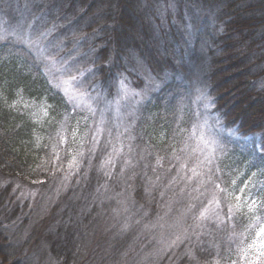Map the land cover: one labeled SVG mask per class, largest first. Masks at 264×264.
Listing matches in <instances>:
<instances>
[{"label": "trees", "instance_id": "obj_1", "mask_svg": "<svg viewBox=\"0 0 264 264\" xmlns=\"http://www.w3.org/2000/svg\"><path fill=\"white\" fill-rule=\"evenodd\" d=\"M0 30V264H33L39 239L55 264H75L91 186L102 173L116 181L117 153L131 157L137 201L144 187L155 196L176 162L190 176L189 208L212 192L218 218L195 258L176 264H264L245 245L264 225V155L251 148L264 141V0H0ZM62 75L101 93L119 78L150 84L113 128L97 114L109 117L105 107L71 104ZM95 125L108 134L91 143ZM99 160L105 170L93 168ZM66 176L44 217L12 189L48 196Z\"/></svg>", "mask_w": 264, "mask_h": 264}, {"label": "rangeland", "instance_id": "obj_2", "mask_svg": "<svg viewBox=\"0 0 264 264\" xmlns=\"http://www.w3.org/2000/svg\"><path fill=\"white\" fill-rule=\"evenodd\" d=\"M77 80L79 78L76 76L68 78L62 75L58 77L57 83L72 105L91 107L97 104L101 108L105 107L109 117L103 109L97 114L113 128L123 126L127 122L128 115L134 112L132 106L146 90L145 83L150 84L146 79L140 88H134L131 82L119 78L112 92L101 93L98 90L83 89L77 84ZM95 134V140L91 143L101 140V137L108 133L95 125ZM111 142L110 140L109 143ZM129 160L131 157L128 154L123 156L117 153L114 156L118 168L116 181L108 183L102 173V178L91 186L96 203L93 208L94 215L90 228L84 234L82 249L76 254L75 264H176L192 260L196 255L194 245L198 243L199 233L205 229L207 221L214 223L218 218L217 203L212 192H207L195 208H189L187 187L190 185L184 187V181L190 176L184 171L182 162H176L168 172L170 174L167 179L155 190L157 196L148 194L144 187L137 201L136 195H131L127 189L128 167L124 164ZM91 161L92 157L85 162ZM100 162L95 161L93 168L102 170ZM4 183L6 180L0 177V187ZM68 184L67 176L57 179L52 186L54 190L48 196L43 195L42 190L31 188L29 185L13 183L12 189L17 196L26 198L29 204L41 212L40 217H44L49 210L48 203L53 202L59 193L66 190ZM242 189L238 196L244 194ZM247 195L244 194V197L247 198ZM201 212H204L203 217ZM261 227L254 230L245 244L249 249L253 248L248 254H252L253 258L264 257V234H260ZM28 229L29 226H23L20 235L26 236ZM32 257L33 264L40 261L55 264L44 240L39 239L37 252Z\"/></svg>", "mask_w": 264, "mask_h": 264}, {"label": "snow or ice", "instance_id": "obj_3", "mask_svg": "<svg viewBox=\"0 0 264 264\" xmlns=\"http://www.w3.org/2000/svg\"><path fill=\"white\" fill-rule=\"evenodd\" d=\"M45 33H41V36H44ZM31 42V41H30ZM52 59L54 60L55 58L52 57ZM74 79V78H73ZM251 148H252V151L255 153V152H259L261 153L262 155H264V141H261V140H256V141H252L251 142ZM261 174H264V171H262ZM255 175V173L253 174ZM217 187L219 188V185H217ZM247 187V185H246ZM243 191V189L241 190ZM236 199L239 201L241 198L239 196L236 197ZM238 206V205H237ZM231 211V207L229 209ZM201 217L204 216V212H201ZM260 234H264V227H261L260 228ZM262 255H264V253H262Z\"/></svg>", "mask_w": 264, "mask_h": 264}]
</instances>
